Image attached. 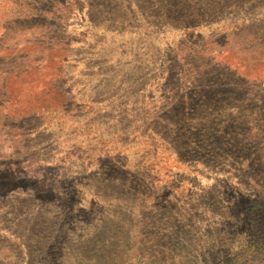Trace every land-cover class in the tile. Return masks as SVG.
I'll return each instance as SVG.
<instances>
[{"label": "rangeland", "instance_id": "rangeland-1", "mask_svg": "<svg viewBox=\"0 0 264 264\" xmlns=\"http://www.w3.org/2000/svg\"><path fill=\"white\" fill-rule=\"evenodd\" d=\"M262 227L264 0H0V264H219Z\"/></svg>", "mask_w": 264, "mask_h": 264}, {"label": "trees", "instance_id": "trees-1", "mask_svg": "<svg viewBox=\"0 0 264 264\" xmlns=\"http://www.w3.org/2000/svg\"><path fill=\"white\" fill-rule=\"evenodd\" d=\"M234 204L240 205L238 202H235ZM233 208L236 209L237 207L233 206ZM259 208V201L249 203L248 212L243 214V226L253 228V226L257 224ZM229 219V224L231 223V225L230 228H228V226L227 228L230 229L231 233L236 237L235 235L238 234L239 230L238 226H234V223L236 221H241L242 218L240 217V214L233 212L229 216ZM248 236V240L244 241L239 249L234 251L228 258L219 264H264V227L260 230H256L255 233H251Z\"/></svg>", "mask_w": 264, "mask_h": 264}]
</instances>
